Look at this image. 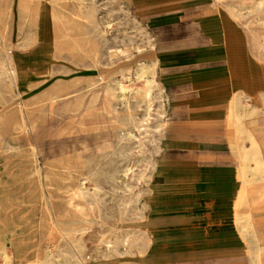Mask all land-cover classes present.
I'll return each mask as SVG.
<instances>
[{
  "label": "rangeland",
  "instance_id": "1",
  "mask_svg": "<svg viewBox=\"0 0 264 264\" xmlns=\"http://www.w3.org/2000/svg\"><path fill=\"white\" fill-rule=\"evenodd\" d=\"M117 5L116 0H86L84 6L81 4L80 8L84 9L95 6L99 20L108 19L113 22V28L103 34H97L92 29L88 33L86 23L82 19L77 22L73 15L65 13V25L82 29H79L73 40L64 37V24L53 20V9L49 2L35 4L34 11L38 17L24 36L21 33L22 22L15 13L11 18L0 21V30L6 31L4 39H0V44L15 45L14 59L20 70L27 74L23 79L24 85H20L23 92L19 95L15 85L0 72V134L7 129L3 121L18 119L21 108L25 109L34 126L28 133L16 131L9 139L10 144L4 145L0 141V241H7L13 257L17 252L15 244H24L33 250L37 243L56 240L61 234L60 230L56 229L49 236L47 229L42 226V189L34 173L35 162L30 152L32 146L40 147L41 166L45 170H48L51 164L66 158L75 159L78 155H82L85 160L97 162L98 165L93 166L97 170L94 173L100 177L99 183L104 185L106 192L111 196L115 193L120 196L125 194L122 190H116L119 186L124 188L120 174L112 177L113 170L122 166L118 162L119 154H110L106 148L107 143H113L115 140L114 131L127 122L126 129L132 132L133 136L126 147H131L134 143L138 145L140 138L146 144L144 154L150 156L154 152L151 151L153 147L149 139L145 138L144 128L138 131L130 124L132 115L140 120L144 114L143 106H138L132 92L127 95V102L122 103L119 99H113L102 81L95 83L97 78L102 76L110 79L115 88L116 81L122 79L125 73H130L131 78H134L135 69L140 62L150 59L148 52H145L146 47L140 43L137 26L139 24L135 25L130 19L136 17L130 4L129 17L118 11ZM213 8H216L214 4ZM66 9L73 13L79 9V5L70 1ZM255 16L252 14L248 19L252 20ZM136 19L149 28L137 17ZM256 27L264 28L257 25ZM20 35L25 37L22 43L16 40ZM152 36L157 39L153 33ZM1 58L3 55H0ZM129 85L131 87V84ZM53 92L59 95L72 93L74 96L53 101L50 97ZM96 96L99 100L94 104L93 98ZM251 103L246 100L240 107L239 114L245 124L256 127L264 122V113L254 111ZM150 113L154 115L153 110ZM148 118L153 119L149 116ZM227 125L225 122L226 127ZM85 146L88 148L85 149ZM232 154L239 168L241 161ZM154 156L156 163L160 165L159 154ZM134 170L137 173L140 166L134 167ZM136 176L131 173L130 184L136 183ZM75 182L73 179H51L46 189L50 202L57 208H64L68 192L72 190ZM244 183L249 186L248 182ZM147 186L145 185L146 188ZM261 195L249 196L251 206L262 205L264 199ZM149 196L145 197L147 202ZM254 214L258 219L263 216V210ZM13 219L20 224L21 229L5 238L4 235L11 233L9 223ZM146 220L147 218L139 219L137 210L134 209L124 220L117 222L112 219L108 222L126 231L134 228L145 230ZM68 228L67 226L66 229ZM107 229L108 226L102 227L96 223L83 237L90 246H95L97 239ZM242 238L245 241L243 236ZM148 242L147 248L151 237ZM87 254L91 258V264H107L99 260L96 251L90 250ZM0 264H4L1 256Z\"/></svg>",
  "mask_w": 264,
  "mask_h": 264
},
{
  "label": "bare ground",
  "instance_id": "2",
  "mask_svg": "<svg viewBox=\"0 0 264 264\" xmlns=\"http://www.w3.org/2000/svg\"><path fill=\"white\" fill-rule=\"evenodd\" d=\"M70 1L79 5V9L73 13L66 9L67 3ZM90 1L93 2V0ZM116 1L118 2L117 10L127 17L131 16L125 1ZM216 1L241 25L249 50L259 61L264 63V28L256 27V25L264 27V0ZM46 2H49L53 9V20L64 24V37L68 40H73L76 33L82 29L65 25V13L73 15L77 22L82 19L86 23L88 33L92 29L97 34H103L113 28L112 21L97 18L95 6L88 9L80 8L81 4L84 6L86 0H0V21L3 22L11 18L15 13L22 22L21 33L24 36L38 17L34 11L35 4ZM252 14L256 16L249 20L248 18ZM130 19L135 23V18ZM225 30L227 53L231 55L243 45L236 44L230 38L233 32L232 28L229 27ZM5 32L0 30L1 40L4 39ZM139 32L140 43L145 47L154 48L155 44L151 34L144 28H139ZM22 35L16 39L19 43L25 40ZM14 48V44L12 46L0 44V55H3V58L0 59V72L15 85L21 95L23 91L20 85H24L23 79L27 74L20 70L15 61ZM158 66L157 60L140 62L137 68L135 67L134 78H131L130 73H125L122 79L116 81L115 88L110 79L102 76H99L95 82L102 81L113 99H119L122 103L127 102V95L131 91L138 106H143V118L138 120L132 115L129 121L138 131L144 128L145 138L149 139V143L154 148L151 149L152 152L154 151L152 155L144 154L146 144L140 138L138 145L134 143L131 147H126L129 139L133 136L132 132L126 129L127 122L114 131V142L106 144L107 152L119 154L118 162L122 166L120 169L113 170L112 177L120 174L124 188L119 186L116 190H122L125 194L120 196L115 193L111 196L106 192L104 185L99 183L100 177L94 173L96 167L93 166H96L97 162L85 160L82 155H78L75 159L66 158L51 164L49 169L45 170L41 166L40 147L32 146L30 152L35 162L34 173L42 189L44 211L42 226L47 229L49 236L56 229H59L61 234L56 240L37 243L33 250L24 244H15L17 252L14 257L11 253L12 250L10 251L8 248L7 241L3 239L0 241V256L3 258L4 264H91V258L87 254L90 250L96 251L99 260L107 264H138V260L145 254L148 246L147 232L139 228L123 231L121 227L110 224L108 221L112 219L117 222L122 221L129 217L131 210L134 209L137 210L139 219L143 220L146 217L148 202L145 197L150 195V182L153 173L157 170V159L154 154H160L163 150L162 141L165 137L169 113V97L157 78ZM72 96H74L72 93L59 95L53 92L50 94L53 101L60 100V98L68 99ZM248 98L249 96L242 92L232 96L226 121L228 123L227 138L232 153L241 161L239 178L242 187L234 206L233 217L235 227L246 241L251 264H264V200L260 206H251L252 201L249 197L251 194H262L264 199V122L256 127H251L242 121L239 109L243 105L242 100H248ZM98 100L97 96L94 97L93 103L96 104ZM253 109L256 112L264 113V92L258 95L257 105H254ZM24 110V108L20 109L18 119L3 121L7 129L1 132L0 141L4 145L9 143V139L16 131L28 133L34 128ZM151 110H153V116L150 113ZM148 116L153 119L150 120ZM84 148L87 149L88 146ZM137 166H140V170L136 173L134 167L137 168ZM131 173H134V176L137 175L135 184L129 183ZM54 177L76 181L72 190L68 192L64 208H57L52 204L48 190H46ZM244 182H248L249 186H246ZM145 185H148L147 188ZM260 210H263V216L256 219L254 213ZM96 223L101 224L102 227L108 226V229L97 239L95 246H90L83 236ZM67 226L68 229H66ZM9 227L12 228L11 233L9 232L10 235L7 236L4 235L5 238H9L21 229L15 219L9 223ZM93 247L94 249H92Z\"/></svg>",
  "mask_w": 264,
  "mask_h": 264
},
{
  "label": "crops",
  "instance_id": "3",
  "mask_svg": "<svg viewBox=\"0 0 264 264\" xmlns=\"http://www.w3.org/2000/svg\"><path fill=\"white\" fill-rule=\"evenodd\" d=\"M123 1L149 27L132 17L151 34L155 47L145 48V61L159 62L158 82L169 97L145 217L151 243L138 264H251L234 224L242 183L225 122L233 95H248L254 106L264 92V63L216 0ZM229 27L230 38L243 45L231 55Z\"/></svg>",
  "mask_w": 264,
  "mask_h": 264
}]
</instances>
